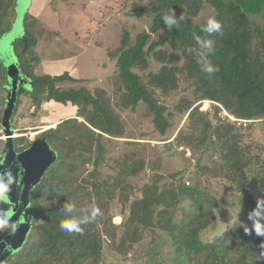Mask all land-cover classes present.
Wrapping results in <instances>:
<instances>
[{"label": "trees", "instance_id": "16d2710c", "mask_svg": "<svg viewBox=\"0 0 264 264\" xmlns=\"http://www.w3.org/2000/svg\"><path fill=\"white\" fill-rule=\"evenodd\" d=\"M201 3L202 0H156L153 8L139 12L140 16L154 15L151 33L160 36L157 41L149 43L151 34L144 32L130 46L129 34H126L121 46L109 52L110 59L116 64L118 82L114 100L104 89L91 93L86 88H57L59 83L75 81L67 73L59 77H35L33 65L36 64L33 63L38 58L32 57L31 46H25L34 37L27 32L30 38L21 40L22 67L35 84L32 105L40 107L50 101L64 105L71 103L78 112L77 119L65 120L56 130L44 133L43 137L50 145L55 148V144H59L61 148L55 149L58 155L55 164L32 191L33 234L24 250L9 259V264H102L103 236L113 241L118 253L129 255L140 243L142 233L155 229L169 234L175 264H264V236H258L253 227L229 228L209 241L201 239L203 231L215 227L205 218L209 211L200 208L204 205L200 201L201 189L191 192L183 184L177 185L175 180L180 174L170 176L173 178L171 183H163L165 176L154 174L152 182L139 189L141 197L130 201L125 187L127 180L148 168L154 171L156 167L145 157H138L136 152L139 149L141 155L148 154L142 149L143 143L125 142L127 147L135 148L134 153L115 161L118 174L101 179L99 167L105 163L106 142L124 139L126 134L119 112L135 111L143 102L149 107L154 125L163 136L173 127L169 119L175 113L189 115L186 125L172 143L183 151L196 152L212 147L219 154L220 167L215 170L216 175L225 179L234 192L247 193L253 188L264 190V156L253 155L252 145L244 142L242 129L235 126L226 131L222 119V110H225L240 120L260 121L258 127L264 130V0H222L220 4H214L222 33L211 37L201 31L206 23L195 25L192 20L199 15ZM15 4L16 0H0V31L11 19ZM172 10L178 18L183 14L184 19L178 28L169 31L163 16ZM254 16L262 17V26L254 24ZM32 20L27 16L30 27ZM196 35L214 41L208 60L219 71L211 75L201 71V64L193 52L198 49ZM167 46L173 53L164 49ZM176 53L186 58L183 66L178 64ZM151 60L161 65L158 71H150ZM5 75V69L0 66L1 89L5 86ZM182 77L193 89L194 100H181L170 112L161 103L160 95L168 96L178 91ZM204 101L214 102L222 108L214 105L211 117L200 111L201 104L194 108ZM258 124L251 123L247 128H257ZM71 133L74 134L69 137ZM22 140L26 139L18 138L16 142ZM86 153L96 154V158H86ZM89 163L93 164L94 170L87 175L88 178L75 182L72 176ZM118 189L121 190L122 204L130 205L129 216L120 225L113 220L108 222L113 192ZM194 193L197 195L191 199L195 211L189 214L190 217L176 220L173 216L180 202ZM65 203H73L78 209L98 207L102 214L94 222L82 225V234L68 233L59 227L61 220L67 218L62 211ZM99 226L103 228V236ZM149 264L167 263L158 259Z\"/></svg>", "mask_w": 264, "mask_h": 264}, {"label": "rangeland", "instance_id": "374dc122", "mask_svg": "<svg viewBox=\"0 0 264 264\" xmlns=\"http://www.w3.org/2000/svg\"><path fill=\"white\" fill-rule=\"evenodd\" d=\"M31 1L32 0H26L24 6L19 10L18 19L15 22L14 30L19 33L20 39H18V41H7L6 47L2 48V51L0 52V66H2L3 63H7L9 68L11 64H9L8 61L10 62L11 60H14V63L19 64L21 67L20 70L22 74L26 76H23V80L28 81L30 84L33 80L28 75V72L22 67L23 60L21 59V47L23 43L21 38H25V36L28 35L27 32L31 31L28 21H26ZM98 1L99 0H52L51 6L45 14V18L47 20L44 24L45 28L42 30V33L39 32L36 34V50L41 52V57L43 59L59 60L72 56L78 58L77 65L79 70V79L81 82L76 84L64 83L60 85V88H86L88 91H92L91 93H94L99 89H104L108 92L111 99L114 100L116 97L114 92L117 87L116 84L118 83L116 64L114 61H111L108 52L118 49L121 46L122 40L125 38L126 34H129L130 46L134 45L137 42V37L144 32L151 34L149 43L159 39V34L151 33V28L154 24V15H138L144 8H153L156 0H118V2L121 1L124 5L123 9L118 14H110L108 11L99 21H94V23H92V20L86 18L88 15L85 14L82 5L87 6L89 3L92 4L93 2L99 3ZM188 1L189 0H185V2ZM193 1L198 2L199 0ZM221 1L222 0H202L201 10L199 15L192 19L193 23L195 25H203L207 22L209 17L214 16L216 18L217 11L214 4H220ZM223 1L227 2L228 0ZM58 4H62L63 6L56 7ZM73 5L74 7L69 10L72 15L66 17V13L63 9L69 8ZM100 8L102 7L100 6ZM55 11L58 12L56 13ZM178 13L179 12H177V14ZM109 15L111 18L107 19ZM12 17L13 16L11 15L9 22L7 21L3 26V30L0 31V38L3 36L4 32L10 31ZM176 17L178 18L177 15ZM252 20L254 21V24L256 23L258 26L263 25V19L261 16H254L252 17ZM64 21L66 24L63 23ZM80 22L86 23V29L80 33H72V31L65 32V30L61 27L64 25H76ZM46 24H49V26ZM41 29L42 28L39 30ZM69 34L72 36H69ZM75 34L80 36L79 39L76 40L73 37ZM85 35L87 36L85 37ZM84 41L90 42L86 44ZM164 49L169 53H173L170 46H167ZM176 57L178 58V64L183 66L186 58L181 56L179 53H176ZM26 58L28 59V57ZM26 58H24V61ZM151 63L152 65L150 71H158L161 67V65L157 64L154 60H151ZM2 67L5 68L4 65ZM6 71L7 70H5V72ZM12 74L15 77V74ZM21 80L22 77L20 78V76L18 79L15 78L16 94H13L8 98L11 100L12 104L10 108L11 115H9V127L12 132L16 130V135L40 130L39 127L42 125L39 120L40 117H28L29 106L31 104L30 98L33 95L34 86L31 85L30 87H27L25 92H23L20 97L19 92L21 88L18 86H20L19 82ZM5 82V85H8L7 77ZM4 88H0L1 134L4 133L3 129L5 131L3 119L5 110L9 103V100L5 98L6 96L2 94V90H4ZM160 100L162 104L167 106L168 111L171 112L174 110V105H177L181 100H188V102L194 100L193 89L182 77L179 90L169 94L168 96L160 95ZM19 101L21 102V105L15 116L14 112ZM199 104H201L200 111L208 113L211 117H213L214 105L222 108L221 105H217L216 103L210 101L199 102L194 105V108H196ZM72 108L75 109L74 106ZM119 113L125 124L126 134L124 139H112L111 141L106 142L107 152L105 155V163L101 164L99 167L102 180L107 179L109 175L114 176L117 173L115 168L116 160H123V157L127 156V154L134 153L135 148L132 146L127 147L125 142H140L143 143V151L146 149L148 154H145L146 156L141 155L139 152L142 151L139 149V152H136L138 153V157H145L147 162H152L153 165L156 164V167L154 170L155 172L148 168L139 175L131 177L127 180L128 183H126L125 187H127L126 192L130 196V201L141 197L139 189H141L145 184L152 182L154 174L158 173L161 176H165V181H162L163 183L166 181L169 183L173 182V178L171 179L170 176L180 174V176H178L175 180L177 185L183 184L186 186V189L191 192H193V190L201 189L203 196L200 198V201H202L204 205L199 207L209 211L205 218H208L211 224L215 227H210L201 233V239L203 241H209L211 238L223 233L229 228L253 227V223L249 220L248 214L256 208L258 200H264V190L259 191L253 188L247 193L234 192L230 189L225 179L216 175L217 173L215 170L220 167L218 164L219 154L213 151L212 147L210 149L197 150L196 152H193L192 150L183 151V148H177L175 144L172 143L179 130L183 129L186 125L189 115L183 116V114L175 113L169 119L171 126L173 125V127L168 129L167 134L163 136L156 129L152 119V114L150 113L147 104L142 102L138 105L135 111L123 110ZM21 116H24L27 120L30 119L31 126L28 123L26 125L29 126L21 125ZM228 116L233 117L225 110H222V119L225 124L224 127L226 128V131H230L231 128H234L235 126L238 129H242L243 132H241V134L244 136L245 144L248 146L250 144L252 145V154L264 156V130L258 127L261 125L259 123L260 121L255 123H259L257 128H239L238 125ZM56 117H59V115L57 114ZM79 121L84 122L83 119H79ZM216 126V121H214V127ZM29 127H35V130L30 131V129H28ZM73 134L74 133H71L69 137L73 136ZM61 135L63 136V133ZM0 137L4 136L0 135ZM169 137L171 138L170 141H166ZM37 138L44 139L41 135ZM30 143V140L17 142L12 140V142L7 143L6 145L3 141H0V155L3 153L5 148L7 152H9L12 148L18 152L22 147L29 146ZM51 147L54 150L61 148L59 144H55V148L53 145ZM64 153L65 150H63V154ZM84 156L91 159L96 158V154L89 155L86 153ZM199 162L200 166L197 167ZM93 170V164L89 163L88 165L82 167L80 171L77 170L72 178L75 182L80 183L82 180L88 178L87 175ZM120 192L121 190L119 189L116 192H113V199L110 202L111 207L109 208L108 214V222L113 220V222L117 225L122 224L124 219L128 218L130 210L129 204H122V199L119 196ZM196 195L197 194L194 193L190 197L183 198L173 216L176 220L181 221L185 217L189 216L192 211H195V206L193 205L191 198H194ZM117 220H120V222ZM233 221H235V223H233ZM261 223L264 224V219L261 220ZM15 226L16 231L14 234H10L7 229L0 231V264H9V259L12 260L14 256L24 250L28 244L31 235L33 234L32 207L22 216L19 223L15 224ZM99 231L102 234L103 228L101 226H99ZM103 241L102 264H149L150 262L153 263L158 259H161L167 264H175L176 262V256L169 234L157 229L149 231L146 230L143 232L140 243L133 247L134 249L130 252L131 254L129 253V255L118 253L115 250V246H113V241H111L109 237L103 236Z\"/></svg>", "mask_w": 264, "mask_h": 264}, {"label": "water", "instance_id": "95a60500", "mask_svg": "<svg viewBox=\"0 0 264 264\" xmlns=\"http://www.w3.org/2000/svg\"><path fill=\"white\" fill-rule=\"evenodd\" d=\"M25 2L26 0H16L15 8L13 9L15 16L11 20V29L8 32L6 31L7 33L4 32L0 38V52L2 48L6 47L7 41L20 39V35L14 30V26L19 16V10L24 6ZM21 39L24 40L26 38ZM8 63L11 64L9 68L7 63H3L7 70L8 85L5 86L8 91L7 100H9V96L16 94L15 78L22 77V80L19 82L20 86H18L21 88L19 92L20 96L25 92L27 87L32 85V83L30 84L28 81L23 80V76L25 75L22 74L19 64H15L14 60L8 61ZM12 73L15 74V77ZM11 106V100H9L3 119V126L5 128L3 132L6 138L4 142L6 145L18 138L9 127ZM57 158V152L49 145L46 138H36L22 152H16L13 148L7 152L5 148L0 155V170H10L15 180L8 197L0 201V214L8 216L12 223L18 224L22 216L32 207L31 191L41 184L46 173L55 164ZM117 221L120 222V220Z\"/></svg>", "mask_w": 264, "mask_h": 264}, {"label": "crops", "instance_id": "0c3cea01", "mask_svg": "<svg viewBox=\"0 0 264 264\" xmlns=\"http://www.w3.org/2000/svg\"><path fill=\"white\" fill-rule=\"evenodd\" d=\"M121 1H123V0H121ZM121 1L118 2V0H99L98 1L99 3L93 2L92 4L89 3L87 6L82 5V8H83L85 14L88 15V16H86V18L92 20V23H94V21H99L102 17H104V14L108 11L110 14H118L124 7V5H123V3H121ZM51 2H52V0H32L31 1L27 16H30L31 18H33L32 25L30 27L31 28L30 32L34 38H30V37H28V35H26L25 38H30V40H29L30 44H26V46L27 47L31 46L30 53L32 54V57L38 58L37 62L33 63V64H36V65H33V68H34L33 73H34L35 77H43V76L59 77L65 73H67L72 79L75 80L73 82L65 81V82L59 83L57 85V88H60V85H62L64 83L76 84V83L81 82V81L79 79V70H78V65H77L78 58L77 57L72 56V57L62 58L59 60L43 59L41 57V52H38L36 50V47H37L36 34L39 32L42 33V30H44V28H45L44 24L47 22V20L45 18V14L48 12V8L51 6ZM59 6L61 7L63 5L58 4L56 7H59ZM100 6L102 8H100ZM73 7H74V5L70 6L69 8L63 9V11L66 13L65 14L66 17H69L72 15V13L69 12V10H71ZM14 8H15V6H14ZM55 12L57 13L58 11H55ZM12 16L13 17L15 16L14 10L12 12ZM109 18H111L110 15L107 17V19H109ZM63 23L66 24L65 21ZM46 25L49 26V24H46ZM61 27L63 30H65V32H71L72 31V33L73 32L80 33L81 31L83 32L86 29V23L80 22L79 24H76V25H64ZM40 28H42V29L39 30ZM32 29H33V31H32ZM69 36H72V35L69 34ZM82 36H83V34H82ZM86 36L87 35H85V37ZM73 37L77 40V39H79L80 36L78 34H75ZM16 41H18V39ZM85 42H86V44H88L90 41H88V42L84 41V43ZM86 46H89V45H86ZM109 52H108V54H109ZM28 59H30V58L28 57ZM5 80H6V75H5ZM32 85L35 88L34 81L32 82ZM60 89H62V88H60ZM68 89H74V88H68ZM68 89H62V90H68ZM7 92L8 91L5 90V88H4V90H2V94H4V96H6V97L8 94ZM30 102H31V104L29 106L28 117H30V118H32L33 116H37L38 118L40 117L39 120H40L42 125L39 127L40 130H37L34 132H27L26 134L20 135V137H23L28 141L30 140L32 142L33 140H35L41 132H45V131L50 130V129H56L59 126V124H61L65 120L77 119L78 109L75 106H74L75 109H73L72 108L73 106L71 103L64 105V104H61V103H58L55 101H50V102H46V103L42 104L40 107H36V106L32 105V99L31 98H30ZM20 105H21V102L19 101L17 103L16 110L14 112L15 116H16V113L18 112V109L20 108ZM37 111H38V113H37ZM57 114L59 115V117H56ZM20 121H21V123H20L21 125L29 126V125H26L28 123L31 126V120L25 119L24 116L20 117ZM54 125H55V127L51 128V126H54ZM28 129H30V131H32V130H35V127H29ZM15 132H16V130L14 131V135H15ZM0 135L4 136V137H0V141L4 142L5 134L4 133L1 134V131H0Z\"/></svg>", "mask_w": 264, "mask_h": 264}, {"label": "clouds", "instance_id": "9594fccd", "mask_svg": "<svg viewBox=\"0 0 264 264\" xmlns=\"http://www.w3.org/2000/svg\"><path fill=\"white\" fill-rule=\"evenodd\" d=\"M183 19V14L177 18L173 10L163 16V22L169 31H171L173 28H178L179 22ZM201 31L207 34L208 37H211L213 34L222 33V24L219 20L212 16L207 19V22L202 26ZM194 39L196 40L198 49H193V52L198 57V63L201 64V71L209 75L219 71L218 67L214 66L208 60V55L212 53L214 49V41L210 38H202L198 35L194 36ZM232 118L235 117L233 116ZM45 132H41L39 135ZM15 136L18 138H23L20 137V135L15 134ZM14 180L15 177L12 175L10 170H0V201L8 197ZM62 211L66 214L67 218L61 220L59 225L60 229L68 233L80 234H82L84 231L82 225L94 222L96 217L102 214L98 207H92L91 209L88 207H81L78 209L73 203H65ZM74 213L76 215H73ZM248 218L253 223L255 233L258 236H264V224L261 223V220L264 219V200H258L256 208H254L248 214ZM233 223H235V221H233ZM5 229L9 230L10 234H14L16 231V226L11 222L8 216L0 214V231H4ZM262 255H264V252H262Z\"/></svg>", "mask_w": 264, "mask_h": 264}, {"label": "built area", "instance_id": "2783aa9c", "mask_svg": "<svg viewBox=\"0 0 264 264\" xmlns=\"http://www.w3.org/2000/svg\"><path fill=\"white\" fill-rule=\"evenodd\" d=\"M232 121H234L238 127H248V125H250L251 123H254V121H244V120H240V119H235V118H232Z\"/></svg>", "mask_w": 264, "mask_h": 264}, {"label": "flooded vegetation", "instance_id": "af4514ba", "mask_svg": "<svg viewBox=\"0 0 264 264\" xmlns=\"http://www.w3.org/2000/svg\"><path fill=\"white\" fill-rule=\"evenodd\" d=\"M41 136H44V133L43 134H41ZM16 141V140H15ZM25 150V149H24ZM22 152V151H21ZM33 191V190H32ZM32 191H31V193H30V195H31V204H32Z\"/></svg>", "mask_w": 264, "mask_h": 264}]
</instances>
